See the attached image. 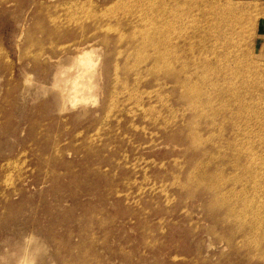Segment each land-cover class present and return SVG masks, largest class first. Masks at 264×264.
Returning <instances> with one entry per match:
<instances>
[{
	"label": "rangeland",
	"instance_id": "374dc122",
	"mask_svg": "<svg viewBox=\"0 0 264 264\" xmlns=\"http://www.w3.org/2000/svg\"><path fill=\"white\" fill-rule=\"evenodd\" d=\"M263 15L262 0H0V264H264ZM159 24L195 85L149 60L121 75L128 36ZM90 47L96 101L65 105L58 63Z\"/></svg>",
	"mask_w": 264,
	"mask_h": 264
},
{
	"label": "bare ground",
	"instance_id": "6f19581e",
	"mask_svg": "<svg viewBox=\"0 0 264 264\" xmlns=\"http://www.w3.org/2000/svg\"><path fill=\"white\" fill-rule=\"evenodd\" d=\"M160 6V5H159ZM158 6V9L160 8ZM207 12V11H206ZM207 14V13H205ZM203 15V13H202ZM206 17V16H205ZM204 18V17H203ZM115 21V20H114ZM130 21V20H129ZM132 28V27H131ZM94 30V29H93ZM130 30V29H129ZM143 30V31H142ZM203 30V29H202ZM135 33H132L128 36L130 40L128 41H136L139 46L137 54L134 55V63L130 66V62H126V65L121 67V71L128 73L129 71L136 69V66H140L141 63L144 61H152V65L150 67L151 73L153 74H162L166 80L173 79L176 81L177 86H181L185 89L195 85L194 80L192 79V74L188 71L189 64L180 63L178 67V63L175 67H172L171 64L168 62L167 55L164 49L161 46L160 40H156L158 31L161 32V37L164 39L165 37V27L164 25L159 24L155 30H151L147 27L144 29L135 27ZM142 33V36H138V34ZM113 34V33H112ZM110 36V34H109ZM112 37V35H111ZM114 37V36H113ZM117 37V36H116ZM156 40H154V39ZM113 43V42H112ZM155 44V45H153ZM113 45V44H112ZM123 45V44H122ZM121 45V46H122ZM126 45V43H125ZM199 45V44H198ZM150 46H154L153 53H149L148 49ZM123 47V46H122ZM87 50V51H86ZM86 51V52H85ZM147 51V52H146ZM170 51V50H169ZM168 51V52H169ZM194 51V48H193ZM96 50L90 48L79 50L77 53L72 55L69 64L58 63L57 70L55 74L57 75L56 78L59 80V90L60 96H58L59 101L66 105V103H79V104H88L90 101L93 103L96 101V91L99 89V83L97 82L99 79V68L97 67V59L95 56ZM195 52V51H194ZM175 53V52H173ZM197 53V52H196ZM113 55V54H112ZM111 55V56H112ZM114 56H112L113 58ZM125 57V55H124ZM123 57V58H124ZM121 59V58H120ZM123 60V59H122ZM205 64V63H204ZM116 66V65H115ZM149 66V65H148ZM114 67V66H113ZM115 69V68H114ZM114 71V70H113ZM188 71V74L186 73ZM122 73L121 75H123ZM144 74V73H143ZM134 75V74H133ZM132 75V76H133ZM192 75V76H191ZM130 76V75H129ZM112 78H114L112 76ZM130 78V77H129ZM133 78V77H132ZM153 79V78H152ZM150 79V80H152ZM113 80V79H112ZM148 80V82L150 81ZM134 81V80H133ZM165 81V80H164ZM138 82V81H137ZM202 82V78H201ZM206 82V83H205ZM146 83V82H145ZM144 83V84H145ZM209 84V78L207 76L204 77V85ZM114 85V84H113ZM132 85V83H131ZM135 85V84H134ZM138 85V84H137ZM143 85V84H142ZM154 85V84H153ZM152 85V87H153ZM155 85L159 87L156 83ZM154 85V86H155ZM112 87V86H111ZM133 87V86H132ZM113 88V87H112ZM141 88V87H140ZM150 88V87H149ZM122 90V89H121ZM102 91V90H101ZM144 92V91H143ZM110 93V91H109ZM112 93V92H111ZM115 94V93H114ZM117 95V94H116ZM141 95V94H140ZM111 96V95H110ZM118 96V95H117ZM147 97V96H146ZM111 98V97H110ZM139 98V97H138ZM149 98V97H147ZM157 99V97H155ZM115 99V98H114ZM121 99V98H120ZM152 99V98H151ZM155 99V100H156ZM116 100V99H115ZM114 100V101H115ZM118 100V98H117ZM126 100V99H125ZM110 101V99H109ZM148 101V100H147ZM116 102V101H115ZM119 102V101H118ZM150 102V101H149ZM152 103V102H151ZM112 104H114L112 102ZM121 104V103H120ZM138 105V104H137ZM163 105V103H162ZM63 106V105H62ZM111 106V105H110ZM126 106V105H124ZM122 107V106H121ZM109 109V108H108ZM116 109V108H115ZM123 109V108H122ZM62 110V108H61ZM117 110V109H116ZM118 111V110H117ZM107 112V110H106ZM119 112V111H118ZM114 113V112H113ZM123 113V112H120ZM117 114V113H116ZM132 115V114H131ZM139 115V114H138ZM114 116V115H113ZM112 117V116H111ZM119 118V117H118ZM116 119V118H115ZM108 120V119H107ZM143 120V119H142ZM135 121V120H134ZM110 122V121H108ZM117 122V121H116ZM136 124V123H135ZM137 125V124H136ZM119 126V125H118ZM130 126V125H129ZM173 126V125H172ZM113 127V126H112ZM134 127V125L132 126ZM174 127V126H173ZM120 129V126L118 127ZM114 129V128H113ZM116 129V128H115ZM118 129V130H119ZM105 130V129H104ZM108 130V129H106ZM112 130V128H111ZM110 130V131H111ZM135 130V129H134ZM140 130V129H139ZM129 131V130H128ZM103 132V131H102ZM115 132V131H114ZM121 133V132H120ZM125 133V132H124ZM114 134V133H113ZM117 134V131H116ZM124 135V134H123ZM125 136H122V138ZM123 138V140H124ZM116 144V143H115ZM111 148V147H109ZM115 147H113L114 150ZM110 150V149H109ZM137 153V152H135ZM139 161V160H138ZM150 166V165H149ZM140 169V168H139ZM153 170V169H152ZM140 173V172H139ZM137 176V175H135ZM153 176V175H152ZM11 177V176H10ZM151 177V176H150ZM11 179V178H10ZM15 179V178H14ZM135 180V179H134ZM143 180V178H142ZM187 180V179H186ZM190 181L196 182L195 179L190 177ZM135 182V181H133ZM199 183V181L197 180ZM143 183V182H142ZM140 186V184H138ZM143 185V184H142ZM146 185V184H145ZM144 185V186H145ZM158 188V187H157ZM149 191V190H148ZM132 192V191H129ZM138 192V191H137ZM146 192V191H145ZM128 193V192H127ZM148 193V192H146ZM161 193V192H160ZM144 194V192H143ZM149 194V193H148ZM131 195V194H130ZM138 199V198H137ZM136 201V200H135ZM134 201V202H135ZM234 213L228 218V221L231 222V218L233 217ZM161 230V229H160ZM230 242L232 243V247L239 250V247L236 246V242L234 239L229 235ZM231 246V245H230ZM255 247L250 246L249 250L253 251ZM257 251V250H255ZM252 253V252H251ZM249 254V253H248ZM252 258V257H251ZM253 260V259H252ZM26 260H22L23 263Z\"/></svg>",
	"mask_w": 264,
	"mask_h": 264
},
{
	"label": "crops",
	"instance_id": "0c3cea01",
	"mask_svg": "<svg viewBox=\"0 0 264 264\" xmlns=\"http://www.w3.org/2000/svg\"><path fill=\"white\" fill-rule=\"evenodd\" d=\"M262 4L264 5V0H262ZM259 28L260 30V36L264 39V15L261 16L260 22H259ZM264 44V40L262 42Z\"/></svg>",
	"mask_w": 264,
	"mask_h": 264
}]
</instances>
